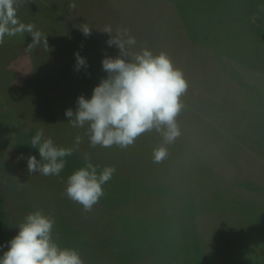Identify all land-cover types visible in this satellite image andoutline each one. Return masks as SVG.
<instances>
[{
	"label": "rangeland",
	"instance_id": "1",
	"mask_svg": "<svg viewBox=\"0 0 264 264\" xmlns=\"http://www.w3.org/2000/svg\"><path fill=\"white\" fill-rule=\"evenodd\" d=\"M22 11L27 24H42L48 44V49L41 42L29 51L27 45L32 38L24 33L9 37L16 44L12 49L5 36L0 45V68L10 60L23 61L16 66L18 73L24 67L25 81L28 73L29 78L40 79L54 73L52 78L62 86V75L67 78L66 89L90 98L92 89L107 75L102 59L119 54L114 45L106 43L110 38L103 32L106 27L114 36L127 30L136 40L129 49L132 52L147 48L153 54L167 53L184 73L188 89L181 98L184 108L177 118L181 136L167 146L168 157L161 163L153 162V149L162 143L154 130L127 148L110 147V157L104 155L105 161L113 159L115 168L132 169L138 180L144 173L145 179L166 182L181 196L193 198L186 212L183 207L179 211V201L167 196L164 199L172 203L166 206L158 202H162L158 196L150 202L137 199L126 208L125 214L150 227L146 233L157 252L142 254L140 260L151 261L159 254L169 260L180 258L176 264H225L221 259L232 264L242 257L248 258L245 264H254V259L255 264H264V0H19L17 15ZM85 27H90L88 36L82 32ZM52 28L56 29L53 36L48 30ZM62 38L69 42L65 52L60 48ZM75 53L86 59V67L77 69ZM36 92L25 87L17 107L27 111L37 103ZM9 165L6 151L2 153L0 148L2 175ZM17 176L21 174L13 175L11 181ZM34 179L36 182L29 186L39 191L29 195L33 199L61 200L54 189L65 194L60 190L62 185L59 187L63 181L54 179L52 183V178L41 174ZM17 184L27 187L29 182L17 178ZM20 194L28 195L25 188ZM122 194L126 197L128 190L123 188ZM22 195L16 196L21 203L27 198ZM15 201L0 195V256L8 250V242L29 214L20 212L23 205ZM74 204L71 202L60 212H45L55 221H62L60 227H70L58 228L54 224L53 238L60 247L80 252L88 245L90 235H115V226L95 228L87 223L92 220L94 226L105 224L111 217L106 209L94 215ZM160 207L172 213L169 217L173 218L153 227L149 225L154 217L150 209L158 212ZM172 210L177 212L174 216ZM76 216H81L82 222ZM139 227L138 231L144 226ZM81 230L90 235L85 238ZM142 235L145 234L137 233L139 242L133 246L143 253ZM242 246L247 249L243 251ZM125 247L123 242L117 244L118 249ZM103 255L108 258L95 264L111 261L110 254Z\"/></svg>",
	"mask_w": 264,
	"mask_h": 264
},
{
	"label": "clouds",
	"instance_id": "2",
	"mask_svg": "<svg viewBox=\"0 0 264 264\" xmlns=\"http://www.w3.org/2000/svg\"><path fill=\"white\" fill-rule=\"evenodd\" d=\"M18 6L19 0H0V45L5 36L29 33L32 39L27 50H33L41 42L48 49L47 36L36 30L34 24L18 19ZM70 7L74 8L75 4ZM82 32L90 35V27ZM103 32L110 37L106 43L114 45L119 54L102 59L106 77L92 89L90 98L77 97L75 112L71 108L65 110L68 123L80 128L87 125L91 147L124 149L154 130L162 137V143L153 149L152 159L154 163H161L169 155L167 146L181 136L177 118L184 108L181 98L188 89L184 73L165 52L153 54L147 48L130 51L136 40L127 30L118 31L115 36L110 27ZM74 55L77 69L87 66L84 57ZM80 143L81 137L77 136L75 145L78 147ZM30 146L38 149L40 157L39 160L35 156L27 157L30 175L58 176L65 167L64 158L77 150L57 147L50 137L45 138L43 129L32 136ZM115 172L114 166H105L97 174L96 167L86 158V166L68 176L65 194L85 211H91L104 196L103 185ZM54 224V217L40 210L27 214L18 226V233L8 242V250L0 256V264H84L77 250L62 248L55 242Z\"/></svg>",
	"mask_w": 264,
	"mask_h": 264
},
{
	"label": "crops",
	"instance_id": "3",
	"mask_svg": "<svg viewBox=\"0 0 264 264\" xmlns=\"http://www.w3.org/2000/svg\"><path fill=\"white\" fill-rule=\"evenodd\" d=\"M31 3L34 4L35 1H32ZM24 14L25 13L22 11V15L17 16L22 23L27 24L26 20H24ZM41 18H44V15ZM41 25L42 24L39 25V23H37L35 28L44 33V31L41 30ZM17 38L19 44H22V39L20 37ZM6 41L9 43L10 48H16V44L9 40V36H6ZM62 45L64 44L60 43V48H63ZM19 48L21 47L19 46ZM20 62L22 65L23 61L16 59L10 60L4 65V67L0 68V148L2 149V153L6 151L10 159V165L6 168L5 174L2 175L0 173V195L3 196L5 194L9 197H13L14 201L16 199L15 204L18 205L20 201L16 196H21L22 194H20V191L25 188L28 195H22L27 198L22 203L20 202L23 207L18 210H20V212L28 213L40 210L45 215H49L45 212H60L62 208L66 207L73 201L70 200L66 194L60 195L55 189L53 190L55 195L61 197V200L59 201L54 199L47 200V197L44 200L33 199L29 196L31 193L39 191L36 187L29 185L36 182L34 177L36 178L40 173H33L30 175L27 168L28 156H35L37 160L40 159L39 153H37L38 149L30 146V140L37 130L43 129L45 138L50 137L57 147L77 148L72 155L64 158L66 164L58 176H48L49 178H52V183L55 181L54 179L63 181V183L59 185V187L62 185L60 190H64V192L61 191L62 193H65V183L68 176H70L75 170L85 167L86 158L88 162L96 167L97 174H99L105 166H113V159H110V162L109 159L107 161L104 159V155L110 157V148H104L99 145L96 147L90 146L87 135V125L84 128H80L72 127L71 124L68 123L69 118L65 116V110L71 108L75 112L76 100L80 95L64 87L67 78L61 75L63 80V85L61 86L58 81L52 78L54 77V73L45 71L48 75L51 73V76H45L43 79H40V77L29 78L28 73V80L25 81L24 77L26 76L24 67H22L21 73H18L17 70L16 65L19 66ZM52 72H54V70ZM71 81L73 82V80ZM25 87L27 90H32L34 92L35 90L38 91L36 92L38 94V99L36 100L37 103L28 107L27 111L24 110L23 107H17L16 105L17 103H20V92H23ZM16 99L18 101H16ZM6 110H8V118L4 117ZM14 110H17L18 112L14 113ZM77 136L81 137V143L78 147L75 145V138ZM111 148L116 149L117 146H112ZM20 155H25L27 157L17 159L16 157H20ZM111 157L113 158V156ZM41 162L43 163L44 161ZM115 169L116 172L113 177L103 185L104 196L91 210L95 215L98 211H102L103 213L106 209L107 214L111 215V217H108L105 224L100 222L99 226H94V223L91 225L92 220H88L87 223H89L90 227L109 228L119 225L118 213H125L126 208L130 206L127 204L122 205V203L117 205L118 201L114 199L117 197H125L123 194L120 195L123 188L128 190L126 198H131V202L134 201L135 196L136 198L143 199V201L148 198V201L150 202L153 194L151 191H155L156 180L153 183L148 179H145L144 173H140V180H138L136 179L135 174H133L132 169ZM15 174H21V176H17L11 181L12 176ZM17 178L29 182L28 186L24 187L18 185ZM141 180L147 181L149 186L141 189ZM3 187L4 191H1V188ZM146 196L148 197L146 198ZM122 201H127V199H123ZM49 202L50 205H48ZM74 203V206L78 204L76 202ZM54 208L60 210H53ZM155 211V209L154 211L150 209V212L152 213ZM76 217L82 222V219L80 218L81 216ZM108 220L110 221L108 222ZM61 222L62 221L60 220H56L55 227L70 228L62 224L60 227ZM110 222L115 223L111 224ZM71 228L86 229L84 227ZM81 232L88 234L87 230H81ZM99 233L101 232H98V234ZM86 243L91 245L89 241H86ZM85 247L88 248L87 245Z\"/></svg>",
	"mask_w": 264,
	"mask_h": 264
},
{
	"label": "trees",
	"instance_id": "4",
	"mask_svg": "<svg viewBox=\"0 0 264 264\" xmlns=\"http://www.w3.org/2000/svg\"><path fill=\"white\" fill-rule=\"evenodd\" d=\"M43 29L44 28H42L41 30L43 31ZM48 30L52 36L54 34H56L55 33L56 29L52 28V29H48ZM60 43L64 44V45H62L63 48H61V51L63 50V52H65V50H67L66 48L69 46V42L67 41V39L62 38L60 40ZM141 182H142L141 183V189L147 188L149 186L147 181L141 180ZM162 182L163 181H160V182L158 181L156 183L155 191H151L153 193L151 198L154 199V197H155V199H156V197L160 196L159 198L162 199V202L161 201H158V202L161 204H164L165 206L167 203H172L170 200L174 199L176 202L179 201V204L181 206L179 208L180 210L177 209V212L181 211L182 207L184 209V212H186V208L188 207V203L193 198L190 199V197L181 196L175 189L168 186L166 182H163V183ZM163 190L165 191V193H164L165 195L162 193ZM166 196L170 200H167L168 198L164 199ZM147 197L148 196H146V198ZM114 199H116L118 201L117 205H119V203H122V205L127 204L129 206L139 198H136V196H135L133 202H131V198H126V197H117ZM123 199H127V201H122ZM155 208H156V206H155ZM0 211H1V209H0ZM166 211H168V210H166L163 207L162 208L160 207L158 209V212H157V210L154 213L151 212L152 214H154V217H153V223L149 224V225H153V227H155V226H157L158 223L165 224V222L168 219L173 218V217H171V218L169 217V215L172 213H166ZM171 212H174L173 216L175 213H177L175 210H172ZM157 213H160V214L157 215ZM123 215H125V216H123ZM118 216H119V222H118L119 225L114 227V229L116 230V233L113 237H109L107 234L104 235L102 232L99 233L100 235H95L94 238L91 237V235L89 234L90 232H88V234H86V237L88 235H90L87 238H89V242L91 245H87L88 248L85 247L86 249L81 247L82 251L80 250V252H79V254L81 255V258L83 259L84 262H86V264H90V263L95 264V263H98L100 261V259L108 258L107 255H103V253L110 254V258L108 260H111V261L107 262V264H156L157 261L160 259L164 260L163 262H160L163 264H176L178 261L181 260L180 258H172L171 260H169L168 258H170V257H167V256H165V259H164V257L163 258L160 257L159 254L155 259H153L151 261L150 260L149 261L140 260L142 258L141 257L142 254H145V253H148L151 251L156 252L155 249H152V242H151V239L149 238L150 234H148V232L146 233L147 229H150V227L147 226V224H145L144 221L136 220V218L132 219L130 216H128L125 213H118ZM5 222H6V220H5ZM142 225L144 226V227H142L143 229L138 231L137 229H139L140 228L139 226H142ZM6 226H9V225H7V223H6ZM141 232H143L145 234V235H142V241H140V243L145 246L143 253L139 250V248L137 249V251H135V246H133L136 243L135 241L139 242V239H137L135 237L137 236V233H141ZM105 236H107V237H105ZM0 239H1V237H0ZM119 242L125 243L126 247L124 249H118L117 244ZM242 248H243V251H245L247 249L245 246H242ZM124 253H126V254H124ZM156 254H157V252H156ZM113 257H114V260H113ZM246 260H248V258L244 259L242 257V258H239L237 261L233 260L232 264H245ZM221 261H224L225 264L227 263L223 259H221ZM255 261H256V259H254V264H255ZM135 262H137V263H135ZM262 263L263 262L261 261L260 264H262Z\"/></svg>",
	"mask_w": 264,
	"mask_h": 264
}]
</instances>
